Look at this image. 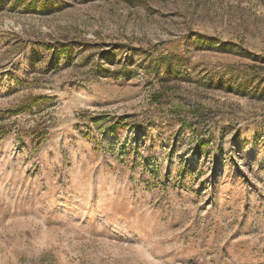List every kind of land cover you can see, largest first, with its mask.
<instances>
[{"label": "rangeland", "instance_id": "374dc122", "mask_svg": "<svg viewBox=\"0 0 264 264\" xmlns=\"http://www.w3.org/2000/svg\"><path fill=\"white\" fill-rule=\"evenodd\" d=\"M0 264H264V0H0Z\"/></svg>", "mask_w": 264, "mask_h": 264}, {"label": "trees", "instance_id": "16d2710c", "mask_svg": "<svg viewBox=\"0 0 264 264\" xmlns=\"http://www.w3.org/2000/svg\"><path fill=\"white\" fill-rule=\"evenodd\" d=\"M33 101L36 99H32ZM155 100H157V102H160L162 100L161 97H155ZM38 104V103H35ZM34 103H30L29 101H24V103H22L21 107H19L18 112L21 114L27 110H32L33 106L35 105Z\"/></svg>", "mask_w": 264, "mask_h": 264}]
</instances>
